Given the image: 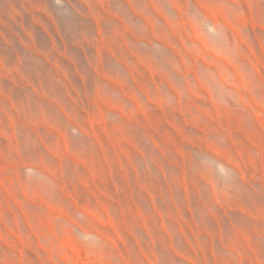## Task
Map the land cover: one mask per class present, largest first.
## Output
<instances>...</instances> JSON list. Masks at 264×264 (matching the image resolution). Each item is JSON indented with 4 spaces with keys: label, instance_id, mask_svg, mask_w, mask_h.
I'll use <instances>...</instances> for the list:
<instances>
[{
    "label": "rangeland",
    "instance_id": "374dc122",
    "mask_svg": "<svg viewBox=\"0 0 264 264\" xmlns=\"http://www.w3.org/2000/svg\"><path fill=\"white\" fill-rule=\"evenodd\" d=\"M0 264H264V0H0Z\"/></svg>",
    "mask_w": 264,
    "mask_h": 264
}]
</instances>
